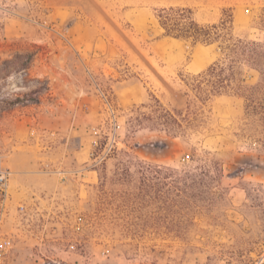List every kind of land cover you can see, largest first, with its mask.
<instances>
[{
    "label": "rangeland",
    "instance_id": "obj_1",
    "mask_svg": "<svg viewBox=\"0 0 264 264\" xmlns=\"http://www.w3.org/2000/svg\"><path fill=\"white\" fill-rule=\"evenodd\" d=\"M169 7L200 24L230 16L233 38L264 44V0H0V60L35 52L31 76L48 84L0 117L13 172L0 264H264L259 115L221 95L173 136L132 120L151 96L190 113L182 78L223 57L163 36ZM104 136L118 151L95 157Z\"/></svg>",
    "mask_w": 264,
    "mask_h": 264
},
{
    "label": "trees",
    "instance_id": "obj_2",
    "mask_svg": "<svg viewBox=\"0 0 264 264\" xmlns=\"http://www.w3.org/2000/svg\"><path fill=\"white\" fill-rule=\"evenodd\" d=\"M157 20L163 36L190 41L194 45H215L223 57L204 71L182 78L187 88L184 95L188 98L186 105L190 113L182 116L151 96L147 103L132 111V120L136 125L146 124L148 129H160L173 136L177 131H184L192 125V121L202 113L201 108L206 102L226 95L242 99L244 109L258 114L264 126V44L233 38L230 16L227 19L221 18L216 24H200L193 18L190 8L169 7L158 11ZM35 56V52L15 51L0 60V117L15 106L25 107L28 103H38L40 96L48 90L46 80L31 76ZM10 84L13 86L11 91L23 89L25 92L10 93L7 90ZM106 145L107 138L104 136L94 148V156L98 157L105 152ZM117 151L116 146L112 145L105 152V158H110ZM160 170L155 168L156 172ZM192 176L183 171L181 178L185 188L189 185L187 180L194 183Z\"/></svg>",
    "mask_w": 264,
    "mask_h": 264
},
{
    "label": "built area",
    "instance_id": "obj_3",
    "mask_svg": "<svg viewBox=\"0 0 264 264\" xmlns=\"http://www.w3.org/2000/svg\"><path fill=\"white\" fill-rule=\"evenodd\" d=\"M12 171L0 163V256L7 255L12 248V236L2 228L9 222L12 208L10 180ZM18 213H23L24 206L17 205Z\"/></svg>",
    "mask_w": 264,
    "mask_h": 264
},
{
    "label": "bare ground",
    "instance_id": "obj_4",
    "mask_svg": "<svg viewBox=\"0 0 264 264\" xmlns=\"http://www.w3.org/2000/svg\"><path fill=\"white\" fill-rule=\"evenodd\" d=\"M9 168V167H8ZM12 171V170H11ZM13 173V172H12Z\"/></svg>",
    "mask_w": 264,
    "mask_h": 264
}]
</instances>
